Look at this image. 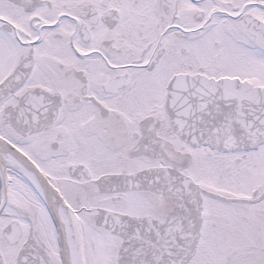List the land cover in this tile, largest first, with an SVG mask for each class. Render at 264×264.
Wrapping results in <instances>:
<instances>
[{
	"label": "snow or ice",
	"instance_id": "6c2138e0",
	"mask_svg": "<svg viewBox=\"0 0 264 264\" xmlns=\"http://www.w3.org/2000/svg\"><path fill=\"white\" fill-rule=\"evenodd\" d=\"M0 264H264V0H0Z\"/></svg>",
	"mask_w": 264,
	"mask_h": 264
}]
</instances>
